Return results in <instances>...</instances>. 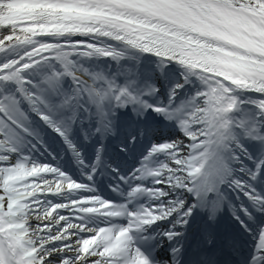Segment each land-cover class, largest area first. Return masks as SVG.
Returning <instances> with one entry per match:
<instances>
[{
	"label": "snow or ice",
	"instance_id": "1",
	"mask_svg": "<svg viewBox=\"0 0 264 264\" xmlns=\"http://www.w3.org/2000/svg\"><path fill=\"white\" fill-rule=\"evenodd\" d=\"M0 264H264V0H0Z\"/></svg>",
	"mask_w": 264,
	"mask_h": 264
}]
</instances>
